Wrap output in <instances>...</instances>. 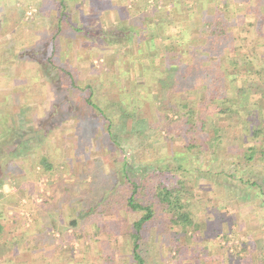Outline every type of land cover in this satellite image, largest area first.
Wrapping results in <instances>:
<instances>
[{
	"label": "rangeland",
	"instance_id": "374dc122",
	"mask_svg": "<svg viewBox=\"0 0 264 264\" xmlns=\"http://www.w3.org/2000/svg\"><path fill=\"white\" fill-rule=\"evenodd\" d=\"M146 1L68 0L67 8L62 9L59 0H0V108L10 100L11 103L16 100L17 94L23 102L37 108V113H32L33 119L47 117L55 95L54 88L57 91L67 90L69 96L75 97L74 106L79 105V111L74 113L66 110L65 113L64 110L57 113L59 109H53L56 124L60 122L49 132L46 141L53 161L59 165L53 175L39 177L37 172L30 173L32 156L21 163H17L7 152L5 156H0V190L4 194L0 208L6 209L7 215L14 214L15 210L18 213V222L3 217L8 228L0 236V252H3L0 264H136L131 252L130 226L144 211H130L124 204L131 188L129 183L124 184L119 172L123 156L129 157L127 160L134 179L141 183L136 198L143 205L155 202L152 195L155 188L148 191L151 186L164 179L178 180L179 177L186 183L183 191L188 193L190 200L188 208L192 213V223L181 219L177 211H170L166 205L161 211L156 210L157 216L143 233L141 248L146 257L145 264H264V203L260 200L255 202V185L243 184L240 180L245 173V179L259 181L263 178L264 181V159L258 156L243 165V149L228 142L234 132L233 126H228V116L217 120L219 127H229L227 136L221 145L212 142L205 154L196 148L189 151L187 138L179 135L180 123L172 121L176 119L175 115L171 110L165 111L162 104L154 109L158 120L152 127L142 130L139 140L129 134L124 155L112 147L102 135V129L97 128L100 125L98 115L89 114V123L84 121L85 110L81 106L90 93L88 87H95L101 106L108 107L110 98L115 99L116 92L124 85V79L117 75L113 76L115 78L109 86L106 85L107 78L104 82L107 67L110 66V75L116 72L114 64L106 65L107 59L112 58L116 51L122 54L128 51L133 57H148L150 54L149 63L155 67H166L159 55L163 43L167 42L158 38L164 33L156 23L163 17L167 19L171 12H176L174 16L182 20L184 27L193 24L191 17L195 15L199 24L192 28L193 37L198 34L201 18L205 15L201 0ZM171 1L176 2V6L171 5ZM216 1L223 4L222 0ZM134 3L136 6H133ZM251 5L252 8H243L245 10L240 8L244 7L240 1L237 7L233 6L236 13L232 24L235 43L237 49L244 45L250 53L256 49L255 54L264 58V38L261 36L264 35V0L257 3L252 0ZM63 13L61 30L58 31L62 53L56 63L73 72L80 90L73 88L69 80L62 77L58 66L52 68L53 73L58 76L60 71L61 74L56 77V84L51 86L41 74L38 61L19 56L23 48L37 44L43 48L46 38L50 40L53 32L57 31V20ZM244 13L245 17L242 16ZM259 15L262 23L261 34L258 35L255 16ZM253 17L256 23L252 26L249 21ZM132 23L137 25V31L129 46L128 40L123 38L121 45L109 44L107 41L92 40L72 29L73 25L103 29L119 25V29H124ZM145 27L149 36H158L155 46L149 50L141 33ZM240 36L247 39L244 44H241ZM257 40L261 43H256ZM232 59L234 61V56ZM250 78L264 85V80L257 79L256 75H249L244 81ZM131 79H136L134 70ZM15 88L24 89L15 91ZM262 104L264 107V98ZM192 113L188 114L191 118ZM257 115L264 120V110ZM68 117H75L78 121L68 120ZM207 120L199 134L205 140L213 135L210 116ZM91 121L95 123L92 127L89 125ZM41 148L43 145L40 144L32 153L34 158ZM1 154L4 152L0 151ZM133 155L138 157L135 161ZM238 159L243 161L240 167L235 166ZM68 164L73 168H67ZM179 164H188L192 175L187 177L176 172ZM158 167L161 169L157 172L163 175L152 176L153 168ZM205 169L214 171L215 175L206 178L209 172ZM35 170L39 171V167ZM220 171L223 173L218 177L216 173ZM211 177H217V180ZM223 177L224 182L232 186L226 197L222 193L227 192L217 187ZM215 193L216 196L208 197ZM89 206L95 207L96 214L89 215ZM79 210H84L87 216L79 217ZM35 219L39 221L35 222ZM52 219L55 224L51 223ZM71 220H77L78 225H72ZM47 222L51 228L39 235L40 229H34L35 226ZM46 227L41 229L44 231ZM19 232L27 247L35 245L37 235L42 245L37 248L40 250H34L35 253L14 249V262H7L11 253L8 244Z\"/></svg>",
	"mask_w": 264,
	"mask_h": 264
},
{
	"label": "trees",
	"instance_id": "16d2710c",
	"mask_svg": "<svg viewBox=\"0 0 264 264\" xmlns=\"http://www.w3.org/2000/svg\"><path fill=\"white\" fill-rule=\"evenodd\" d=\"M66 1L68 2V0H59L62 9L67 8ZM201 1L202 10L205 15L202 16L200 21L201 27L198 29V34H195L194 37L192 28L199 24L198 21H195V15L191 17L193 24L184 27L182 20L174 16L176 12L169 13L167 19L163 17L156 23L157 28L164 33L163 37L149 36L147 34V27L141 30L147 50L155 46L157 37L167 42L163 43L162 51L159 55L164 59L166 67H155L149 63L150 54H148V57H133L131 54H128V51L125 54L116 51L113 57L108 58L106 62V65L114 64L113 67L116 72L110 75V66L107 67L104 74V82L105 78H107L108 83L106 85L109 86L110 82L115 78L113 76L117 75L124 79V85L116 92L115 99L111 100L110 98L109 108L101 106L98 97H96L95 87H88L90 88V93L84 99V105L81 106L85 110V115H83L84 121L89 123V114L98 115L97 118L100 119L98 120L100 125L97 128L102 129V135L121 154L124 155L126 152V144L128 143V139H130L129 134L134 135L135 140H139L142 130L148 126L152 127V124L158 120L156 119L157 115L154 109L163 106L165 111L171 110L173 115H175L176 119L172 121L180 123L179 135L187 138L189 151L192 152L196 148L202 154H205L208 152L210 145L212 146L216 143L221 145L223 138L227 136L226 130L231 125L234 132L232 131L233 133L230 134L231 138L228 142H231L229 144L235 147L242 148L244 153L241 158L245 159L243 162L239 160L241 159L240 157H237L239 159L236 161L235 166L240 167L241 162H243V165H246L254 161L258 156L264 159V120L260 119L257 115V112L259 113V111L264 110L262 104L264 85L262 83L257 84L256 80L252 78L244 81V78H248L249 75H256L257 79L264 80V58H261L258 53L255 54L256 49L251 53L250 49H246L244 45L239 46L237 49L235 43L236 37L232 30L233 16L236 14L233 6L237 7L240 1L244 5V7H240L242 10H245L243 8L247 7L252 8V0H222V5L216 0ZM254 1L258 2V0ZM146 3L148 2L146 1ZM172 3L176 6V2L171 1V5ZM133 6H136V3ZM157 9L158 7L156 6L155 10ZM64 14L59 15L56 24L57 31L53 32L50 40L46 38L47 43L43 45V48H40L38 44L34 47H26L20 51L19 56L29 59L33 58L38 61L39 65H41V74L48 79V83L51 86L52 83L56 84V77L60 73L59 71L57 76V73H53L52 68L58 66L63 74L61 76L68 79L73 88L80 90L73 72L57 64L61 59L62 53L59 47L58 31L61 30ZM245 14H242V16L245 17ZM260 18V15L258 17L255 16L258 35L261 34L262 21ZM256 21H254L253 17L249 23L253 26ZM136 26L135 23H132L129 27H124V29H119V25L103 29L82 28L81 26L77 27L73 25L72 29L76 32L84 33L92 40L107 41L109 44L121 45L124 43V41H121L123 38L124 40H128L129 46L133 41L134 34H136ZM118 35L120 36L116 37ZM261 36L264 38V35ZM239 39L241 40V44H244L245 40H247L241 36ZM256 43L261 42L257 40ZM233 56L235 62L232 59ZM256 63H258L257 66L253 67ZM133 70L135 71L136 79H131ZM194 79L195 81H193ZM104 84L102 83V85ZM22 89L24 88H15V91ZM53 91L55 95H53L54 98L48 111L49 116L41 119H33L32 113H37V108L26 101L23 102L17 94L15 95L17 97L16 100H12V103L10 100L7 105L0 108V151L1 153L4 152L0 156H5L7 152V155L17 160V163L24 162L25 159L32 156L33 162L30 163L32 167L30 173L37 172L39 177L46 174L53 175L59 169V165L51 157V148L48 147V143L46 145L49 132L57 124H60L59 121L56 124V112L58 113L61 110H64V113L65 110L71 113L79 111L77 110L79 109V105L74 106L73 103L75 97L69 96L67 90L57 91L54 88ZM22 94L23 92L20 91L21 96ZM180 94L183 95L180 97ZM196 95L199 97H195ZM160 104L162 105L160 106ZM53 109L55 111L59 110L54 113ZM191 113L193 114V118L188 116ZM208 116H210V120L212 121L213 135L210 134L211 136L205 140L199 134L204 130ZM222 116H228L229 118L227 129L219 127L217 124V120ZM68 120L78 121L75 117ZM94 124L91 121L89 125L92 127ZM85 128L87 131V127ZM200 138L202 140L198 142L197 140ZM212 142L214 143L212 144ZM40 144L43 145V148L39 150L38 156L34 158L32 153H34ZM209 156L211 155L209 154ZM123 157V164L119 172L123 176L124 184L129 183L131 188L130 195L124 201V204L130 211H144L143 215L130 226L131 252L136 264H145L146 257L143 252L144 250L141 248L142 240L144 239L143 233L147 230L149 223L154 221L158 213L157 211H161L160 209L166 205L170 211H177L181 219L192 223V213L188 208L190 200L188 199V193L185 194L183 191L186 183L179 177L178 180L167 181V179H164L157 185L151 186L148 191L151 192L155 188L156 191L152 194L154 195L155 202L143 205L136 198L141 183L139 180L134 179L130 168L131 164L127 160L129 157ZM132 157L133 161H135V158H138L136 155ZM37 166L39 167V171L35 170ZM70 166L68 164L67 168ZM187 166L188 164H179L175 171L181 172L187 175V177L191 176L192 172ZM153 169L154 172H151V175L160 177L163 175L157 172L161 167ZM205 170L209 172L206 178L215 175L214 171ZM112 173H115V171ZM219 173H216L218 177L223 172L220 171ZM227 175L232 178V175ZM240 178L243 184L248 183L250 186H256L257 193L255 194L257 197L255 198V202L256 200H260L264 203L263 178L259 181H251V179H245V173ZM212 180H217V177L215 179L212 178ZM224 180L225 177H223L221 185L217 187H221V189L227 192L226 194L222 193V196L226 197V195H229L232 186L229 183H225L226 181L224 182ZM173 181L177 182L174 184ZM3 195V192L0 190V201L3 200ZM211 196H216V193L208 197L210 198ZM156 207L157 209H155ZM88 211L89 215L96 214L95 207L93 206H89ZM77 214L81 218L87 216L84 215V210H79ZM3 217L18 222L16 210L14 214L7 215V210L0 208V236L6 231L4 225L6 219ZM35 220V222L39 221L38 219ZM53 223L55 224V222ZM70 223L75 227L78 225L77 220H71ZM48 224V222L42 223L41 226L38 224L34 229H40L38 231L39 235L42 232L47 233V229L51 228ZM42 227H46V230L43 231ZM37 236L34 241L35 245L31 247L30 245L26 246L22 252L34 251L41 247L40 237ZM52 236H54L53 233ZM21 237L20 232L15 234L12 238V243L8 244V249L11 250L9 257L16 256V253L13 251L14 249L18 248V251L21 250L19 247Z\"/></svg>",
	"mask_w": 264,
	"mask_h": 264
},
{
	"label": "crops",
	"instance_id": "0c3cea01",
	"mask_svg": "<svg viewBox=\"0 0 264 264\" xmlns=\"http://www.w3.org/2000/svg\"><path fill=\"white\" fill-rule=\"evenodd\" d=\"M5 227H6L5 230H7V228H8V223L5 225ZM0 245H1V244H0ZM25 246H26V245H24V239H23V237H21V238H20V241H19V247H20L21 251L25 248ZM0 250H2V249L0 248ZM2 253H3V252H0V257H3ZM5 257H6V256H5ZM7 262H14V261H13V257H12V258L9 257V258L7 259Z\"/></svg>",
	"mask_w": 264,
	"mask_h": 264
}]
</instances>
